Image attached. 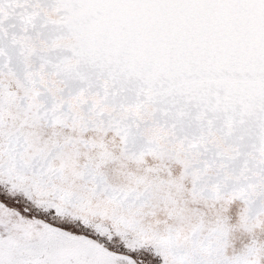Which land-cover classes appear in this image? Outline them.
Listing matches in <instances>:
<instances>
[{
    "label": "snow or ice",
    "instance_id": "obj_1",
    "mask_svg": "<svg viewBox=\"0 0 264 264\" xmlns=\"http://www.w3.org/2000/svg\"><path fill=\"white\" fill-rule=\"evenodd\" d=\"M0 264H264V0H0Z\"/></svg>",
    "mask_w": 264,
    "mask_h": 264
}]
</instances>
